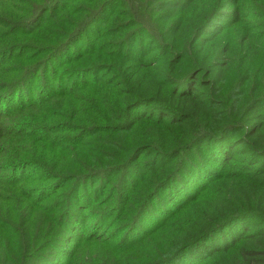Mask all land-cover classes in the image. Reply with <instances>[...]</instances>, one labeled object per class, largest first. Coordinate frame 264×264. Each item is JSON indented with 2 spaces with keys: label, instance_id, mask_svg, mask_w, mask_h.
Returning a JSON list of instances; mask_svg holds the SVG:
<instances>
[{
  "label": "rangeland",
  "instance_id": "obj_1",
  "mask_svg": "<svg viewBox=\"0 0 264 264\" xmlns=\"http://www.w3.org/2000/svg\"><path fill=\"white\" fill-rule=\"evenodd\" d=\"M36 1L0 0V52L13 45L21 46L19 51H12L0 59V264H17V244H23L31 225L43 230L46 218L42 213L53 211L55 216H60L68 210L69 217L74 218L67 233L68 241L47 251L46 264H145L159 258L168 263L174 259L171 257L173 249L182 244L178 233L185 231L187 218L183 210L173 209L166 200L171 194L168 190L160 191L149 200L148 197L154 194L153 188L184 166L181 162L189 158L186 155L188 148L197 155L203 147L199 148V144L195 146L193 142L215 126L222 125L224 115L235 123L241 117L245 129L255 125L260 128L258 136H264V17L252 11L243 0H201L195 6V17L209 8L212 13L218 6L212 24L221 38L232 45H240L243 34L251 38L236 49L233 66L229 56L221 57L218 62H224L230 68L220 69L209 78L198 76L201 83L204 81L209 86L194 90L204 94L208 106L194 109L190 117H186V123L179 124L181 115L174 111L141 105L126 116L133 123L131 127L110 132L108 128L124 120L120 115L123 113L120 98L130 100L121 91L116 93L118 100L111 94L106 97L98 92L99 88L110 87L100 86L102 81L115 82L114 73L109 69L99 75L86 73L85 80L80 73H71L93 58L110 60L109 56L114 54L113 40L119 36L98 39L101 30L105 29V21L111 20L116 13L130 11L133 15L130 19L140 20L147 26L142 34L149 37L142 43V49L157 53L163 51L162 41L166 43L174 37L166 35V39H162L159 30H168L169 34L180 19L187 23L193 10H179L175 0H117L94 26L95 48L92 46L83 51L89 43L82 40L79 45L73 44L71 51L59 56L56 51L50 54L63 40L57 33L52 36L36 26L22 28L20 21L17 26L15 24V17L29 10V3ZM93 1L99 3L102 0ZM150 2L156 4L153 10L158 20L170 21L169 26L162 29L148 24L149 6H145ZM68 5L80 6L77 8L80 11L89 8L86 0H79L78 5L74 0H66L64 6ZM22 16H26L25 13ZM52 16L47 14L41 24L46 25L57 15ZM66 19L65 26L71 20L75 21V17ZM212 33L215 32L210 29L208 34ZM187 34L182 35L181 43H186ZM203 36L210 40L209 35ZM150 38H155L159 44L152 46ZM27 44L47 52L43 56L48 62L38 73L24 80L26 73L35 70V63L40 58L37 53H30L31 47L24 48ZM99 44L100 50L97 49ZM214 50V42L204 49L208 53ZM117 62L122 63V60ZM15 86L18 89L14 92ZM182 89L185 91L186 86ZM110 90L113 89L110 87ZM251 98V103L242 107L241 104ZM168 115L170 117H166ZM101 117L109 118V121L102 122ZM143 117L157 123H143ZM170 120L168 124L158 123ZM166 155L169 157H164ZM99 169L103 174L94 177L93 173ZM215 172L218 182L208 191L210 201L207 205L213 204L221 195V191L218 193L222 186L221 175L218 169ZM162 176L164 179L161 180ZM145 195L146 206L141 207ZM80 202L83 206L89 205V210L80 212L76 206L69 207ZM139 211V219L135 221ZM106 213L108 218L99 223L97 220ZM50 231L56 232L54 225ZM75 236L77 240L71 241ZM95 240L104 243H94ZM122 240L128 243L118 245L117 242ZM171 243H175L173 249ZM233 262L231 255L220 254L206 259L203 264Z\"/></svg>",
  "mask_w": 264,
  "mask_h": 264
},
{
  "label": "trees",
  "instance_id": "obj_2",
  "mask_svg": "<svg viewBox=\"0 0 264 264\" xmlns=\"http://www.w3.org/2000/svg\"><path fill=\"white\" fill-rule=\"evenodd\" d=\"M65 1L38 0L30 2L29 10H24L21 16L15 17L17 20L15 24L17 26V22L20 21L22 28L36 26L39 27V30L52 36L58 34L63 40L58 43V47L52 48L50 54L56 51L61 56L66 51H71L73 44L79 45L82 40L89 43L83 48V51L92 46L95 48L97 42H93V40L97 38V34L94 26L105 14L107 15L108 9L117 0H102L99 3L86 0L89 8L81 11L79 10L80 6H64ZM175 1H177L175 6L179 10L191 9L194 13L185 24L180 19L174 28L168 32L169 34H167L168 30H159L162 39H166V35H174L173 39L168 40L169 42H161L162 52L154 53L143 50L142 43H145V39L149 37L142 34L147 30V26H144L146 24L140 20L130 19L133 17L130 11L127 14L119 12L111 20L105 21V29L101 30L102 34L98 37L100 39L119 36V39L113 40L114 54L109 56L110 60H95L93 58L91 61L85 62L87 65L72 70V74L80 73L79 76L81 75L82 80H85L86 73L99 75L109 69L114 73L115 82L105 80L101 82L100 86H110L113 90L111 91L110 87L99 88L98 92L106 97L111 94L117 98L116 93L121 91L124 97L130 99L127 101L120 98L123 112L120 115L124 117V120L119 125L108 128V131L119 132L131 127L133 123L130 117L126 118V116L128 112L141 105H153L161 111H174L175 114L181 115L179 124H185L194 109L201 108L202 105L208 106L207 99H203L205 98L204 94L194 90V88L204 89L209 86V84H204V81L201 83L198 76L202 75L203 78H209L213 73L218 74L220 69L230 68V65H226L224 62L220 64L218 61L221 57L229 56L230 64H234L236 49L246 41L251 40L247 34H243L240 40L242 43L232 45L230 41L221 38L220 33L217 34L218 30L214 28L212 22L217 16L218 6L212 13L209 12V8L195 17V6L201 0ZM243 1L252 11L259 13L260 17H264V0ZM78 2L79 0H74L76 5ZM152 3L150 2L145 6H149L148 24L158 25L162 29L165 25L169 26L170 21L158 20V16L153 10L156 4L151 5ZM181 3L182 5L179 6ZM77 8L79 9L77 10ZM176 11L175 8L173 13L175 14ZM23 13L26 16H22ZM47 14L57 16H52L53 21L47 22L46 25L41 24ZM201 15L209 16L201 17ZM68 17H75V21L71 20L72 22H68V26H65L64 23L68 21L66 19ZM210 29H213L215 33L208 34ZM185 32H188L186 35L188 38L186 43H181L184 38L182 35ZM203 35H209L210 40L202 38L205 37ZM156 37L161 39L159 35ZM121 39L122 42L118 43ZM198 40L199 43H197ZM213 42L216 50L211 53L205 52L204 49ZM150 43L152 46L159 44L155 38H150ZM222 44L224 47L221 48ZM20 47V45H13L11 48L4 49L0 52V59L12 51L13 53L19 51ZM28 47H31L29 51L32 55L37 53L40 58L35 63V70L26 73L24 80H28L34 73H38L48 62L45 60L46 56H43L47 55V52L38 50L32 44H27V47L24 48ZM97 49H101V44L97 46ZM119 59L122 60V63L117 62ZM121 78L124 79L123 82ZM121 85L124 86L122 90ZM184 86H186L185 91L182 89ZM17 87L15 86L14 92L17 91ZM6 98H9L8 95ZM251 101L252 98L250 101L242 103V107L245 108ZM256 107L257 104L254 109ZM101 118L100 121L102 122L109 121V118ZM152 120L148 117L142 118L143 123H157V121ZM223 120L222 125L215 126L211 132L205 133L193 142L195 146L198 143L199 148H203L197 152V155L188 148L189 153L186 155L189 158H185L181 162V165L184 166L177 171L175 170L164 182L155 186L153 188L155 189L154 194L148 197L151 200L160 191H170L171 194L166 197V200L170 201L173 209L183 210V213H186L187 224L183 227L185 231L178 233L182 244L180 243L175 247V243H171V249L175 247L174 253L171 255L174 257L173 260L166 263L167 260L161 261L159 258L150 263L146 261L145 264H203L206 259L220 254L231 255L234 260L232 264H264V136H258L260 128H255V125L245 129L241 117L237 122L238 124L231 122L226 115H224ZM158 123L168 124L171 123V120ZM240 146L242 148H238ZM87 157L90 158L91 154ZM164 157H169V155ZM215 169H218L221 175L219 181L220 186L221 184L222 186L218 192L220 194L221 191V195L213 204L207 205L206 202L210 201L207 197L208 191L218 182V178H215L217 177ZM100 170L95 171L93 176H101L103 173ZM189 191L193 194H190ZM143 199L140 202L141 207L146 206V195ZM74 206L80 212L89 210V205L83 206L81 202L80 204L69 205L70 208ZM206 208L207 212H204ZM141 211H139L135 221L139 219ZM166 211L168 209L164 210L163 213ZM69 212L68 210L60 216L59 214L55 216L53 211L42 213L43 217L46 218L42 226L43 230L40 231L36 225H31L23 244L20 242L17 244L19 251L17 264H46L47 260L44 259L48 254L47 251L68 241L67 233L74 223V218L69 217ZM107 218L108 214L106 213L97 221L100 223ZM255 221H257L256 224H254ZM53 225L56 229L54 234L50 231ZM71 239V241H76L77 236ZM94 243L102 244L104 242L95 240ZM124 243H128V241L117 242L118 245ZM137 247L127 248L126 251Z\"/></svg>",
  "mask_w": 264,
  "mask_h": 264
}]
</instances>
